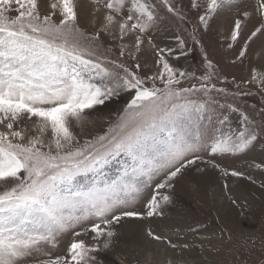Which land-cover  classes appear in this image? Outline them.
Segmentation results:
<instances>
[{"label":"snow or ice","instance_id":"1","mask_svg":"<svg viewBox=\"0 0 264 264\" xmlns=\"http://www.w3.org/2000/svg\"><path fill=\"white\" fill-rule=\"evenodd\" d=\"M88 3L91 31L81 26L78 0H0V264H101L99 254L115 248L124 221L165 215V206L174 203V182L197 161L224 176H244L241 171L229 172L214 159L205 160L201 150L235 154L264 136V108L257 123L231 104L228 108L241 115L243 129L237 133L222 134L206 145L198 129L186 128L187 122L203 118L213 92L228 95L213 82L214 65L195 35L197 27L192 39L201 47L204 75L197 77L173 66L168 58L172 49L168 55L157 49L156 71L141 75L137 54L157 19V5L149 0ZM160 3L168 13L185 19L172 0ZM190 7L197 10L205 32L221 10L237 9L228 47L242 43L233 63L247 59L254 38L264 36V0H254L251 9L243 0L240 4L191 0ZM244 28H249L246 37ZM105 40L119 41L118 57L127 53L137 61L134 66L110 59L111 48L101 43ZM179 47L180 55L186 56L183 40ZM249 71L245 83L257 85L264 95V63ZM187 77L200 81L199 86L179 87ZM121 92H134L122 114L106 132L81 142L76 130L91 123L90 112ZM197 94L205 99L191 98ZM252 94L237 85L232 95ZM122 155L126 158L122 169L109 177L105 169ZM162 173L144 209L137 208L141 193ZM260 187L264 189V183ZM232 204L240 207L235 199ZM240 215L244 217L245 211ZM88 223L91 226L85 227ZM77 226L83 231H76ZM69 233L73 239L66 254H56L53 250L60 238ZM221 235L211 249L217 258L205 257L199 264H264V231L253 236L229 228ZM146 236L166 241L180 253L192 247L178 246L150 226ZM166 264L189 261L178 256Z\"/></svg>","mask_w":264,"mask_h":264},{"label":"rangeland","instance_id":"2","mask_svg":"<svg viewBox=\"0 0 264 264\" xmlns=\"http://www.w3.org/2000/svg\"><path fill=\"white\" fill-rule=\"evenodd\" d=\"M149 3L157 5L155 9L157 19L144 35V40L147 43L148 40H151L152 45H155L156 48L154 49L150 44H145V46L149 45L146 46L149 47L148 49L141 46L143 52L146 53L137 54L139 63L142 66L139 73L150 75L156 71L154 62L157 58L155 56L157 49H164L165 55H168V49H172L173 53L168 55V58L173 66L190 73L194 72L197 77L204 75L206 69L201 47L195 44L192 39L193 28L197 27L195 35L214 65L213 82L217 88H224L228 93V95H224L223 93L213 92V101L208 104L206 110L201 114L203 118L200 120L194 118L193 121L187 122L186 128L190 132L198 129L206 145L210 144L213 138L220 137L222 134L237 133L243 129L241 115L240 112L231 111L228 108L230 104L247 112L250 117L255 118L259 123L258 113L261 108H264V95L259 92L257 85L247 84L245 81L249 79L251 67L264 63L261 58V51L264 49V36L254 38V42L250 44L247 59L243 62L237 60L233 63L242 43L241 41L233 44L232 48L228 47V44L232 43L229 36L232 20L237 15L235 7L231 10H221L210 21V27L205 32L202 26H199L197 10L190 7L191 0H172V3L180 7L181 13L185 16L184 20L168 13L160 0H149ZM233 3L240 4L242 0H233ZM253 3L254 0H243V4L249 9H251ZM200 11L202 13L203 9ZM80 23L82 27H86L91 31L88 22L82 21L81 15ZM248 34L249 28H244V36L246 37ZM179 40L185 42L184 51L188 52L186 56L180 55ZM101 43L105 47L111 48L110 59L119 58V41L105 40ZM189 49L191 51H188ZM147 53L150 55V60H147ZM176 57H179V59H176ZM119 59L129 67H133L137 62L129 57L127 53ZM217 77L220 79H217ZM199 83L200 81L187 77L181 80L179 87H191L193 84L198 87ZM237 85L242 91H250L253 94L233 96L232 94L237 92ZM133 94L134 92H121L119 96L113 97L105 106H98L96 111L90 112L91 123L83 131L76 130L81 142L106 132L109 125L122 114L123 107ZM191 98L194 100L205 99L202 94L194 95ZM225 116L228 119L221 124L220 121ZM199 154L205 160L214 159L222 168L228 169L229 172L232 170L241 171L244 176H224L219 169L207 167L201 161H197L196 166L186 170L174 182L175 190L172 193L174 203L165 206V215L142 221H124L123 227L119 228L120 236L115 248L109 252L99 254L98 258L101 264H121V261H123V264H166L169 258L178 256L188 260L189 264H199L205 257L208 259L217 258V254L212 252L211 249L214 245L219 244L222 238V230L230 228L236 232L253 236H258L261 231H264V189L260 187L261 183H264V167H255L256 164L264 165V136L258 138L244 152L213 155L210 148H208L207 150H201ZM125 160L126 158L123 155L114 160L105 169L108 176L114 178L122 169V162ZM197 167L204 170L198 172L196 171ZM196 175H200V178H195ZM162 177L163 173L144 189L140 198L136 201L135 206L137 208L144 209L146 199L155 191V183L160 181ZM78 179L81 183L84 182L83 178ZM225 184H227V187H225ZM161 191L166 192L168 190ZM219 192H222L223 198H225L224 202L222 201L224 207L220 206L217 201L216 194ZM219 198L221 199V196ZM232 199H235L240 207L233 205ZM242 210L246 213L244 217L240 215ZM139 222L146 229L153 225L155 229L153 231L167 237L168 240L178 246L189 244L192 247L180 253L178 250L172 249L166 241L156 242L150 238L149 240L144 238L142 246L141 242L126 237L129 234L128 231L135 229L136 224ZM90 226V223L85 225V227ZM76 231H83V228L77 226ZM226 235L225 231L224 239H226ZM84 238L89 239L88 236ZM72 239L70 233L65 234L60 238L57 247L53 251L60 255L66 254L67 246ZM201 248L203 251H201ZM257 258L258 255L253 257V259Z\"/></svg>","mask_w":264,"mask_h":264},{"label":"bare ground","instance_id":"3","mask_svg":"<svg viewBox=\"0 0 264 264\" xmlns=\"http://www.w3.org/2000/svg\"><path fill=\"white\" fill-rule=\"evenodd\" d=\"M78 3H79V5H80V8H79V11H80V15H81V19H82V21L83 22H88L89 21V19H90V17H89V15H88V13H89V11H90V8H91V5L88 3V0H78ZM130 42V41H129ZM145 44H148L146 41H145V43H144V46L142 45V47L144 48L145 47V49L147 48H149V47H146V46H149V45H146L145 46ZM142 47H141V49H142ZM259 50V49H258ZM140 53H146V52H143V49L141 50V52ZM147 60H150L149 59V57H150V55H148V53H147ZM143 58H144V56H143ZM144 60V59H143ZM146 60V59H145ZM195 178H197V179H199L200 178V175H196L195 176ZM258 189V188H257ZM216 198H217V201H218V203H219V205L220 206H222V207H224L223 205H222V201L224 202V199L225 198H223V194H222V192H219L218 194H216ZM219 196H221V199L219 198ZM219 199L221 200V202L219 201ZM223 199V200H222ZM218 205V204H217ZM219 207V206H218ZM221 209V208H220ZM221 212V211H220ZM137 226H136V228L135 229H133V230H131V231H128V235L126 236L127 238H133V239H135L136 241H138V242H141V244H142V246H143V244H144V238H146V239H148L149 240V237H147L146 236V227L141 223V222H139V223H137L136 224ZM144 226V227H143ZM150 227L153 229V230H155L154 229V226L153 225H150ZM145 228V229H144ZM147 241V240H146Z\"/></svg>","mask_w":264,"mask_h":264},{"label":"crops","instance_id":"4","mask_svg":"<svg viewBox=\"0 0 264 264\" xmlns=\"http://www.w3.org/2000/svg\"><path fill=\"white\" fill-rule=\"evenodd\" d=\"M234 14V13H233Z\"/></svg>","mask_w":264,"mask_h":264}]
</instances>
